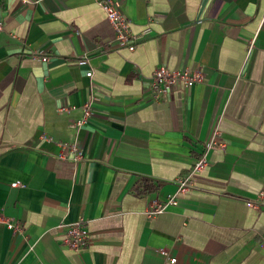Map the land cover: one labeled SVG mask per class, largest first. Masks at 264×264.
<instances>
[{
    "label": "crops",
    "instance_id": "obj_1",
    "mask_svg": "<svg viewBox=\"0 0 264 264\" xmlns=\"http://www.w3.org/2000/svg\"><path fill=\"white\" fill-rule=\"evenodd\" d=\"M113 1L152 28L133 50L96 0H0V211L23 226L0 222V264H264V0ZM159 65L203 80L150 98ZM215 127L224 147L148 217ZM73 140L83 159L59 158ZM79 217L89 241L69 248Z\"/></svg>",
    "mask_w": 264,
    "mask_h": 264
},
{
    "label": "built area",
    "instance_id": "obj_2",
    "mask_svg": "<svg viewBox=\"0 0 264 264\" xmlns=\"http://www.w3.org/2000/svg\"><path fill=\"white\" fill-rule=\"evenodd\" d=\"M98 5L100 6L103 13L106 15L107 20L109 21L111 27L114 30L113 41L116 43L115 47L125 46L129 50H133L135 45L143 40L152 33L151 26H145L140 30H133L130 26V20L127 16L122 13L120 8L117 7L113 0H96ZM252 43L249 45L248 50L250 49ZM31 57L40 58L44 61H47L49 58L45 54H38L37 52L31 53ZM88 76L92 75L91 71L87 72ZM203 80L202 73L198 70L190 71L188 69H173L169 68L166 65L156 66L151 73L150 77V88H149V97L154 99H160L163 95L166 94L169 90H171L175 86H183L190 87L195 83H200ZM97 96L90 95L88 99L82 104V113L79 119L75 121L76 128H79L80 125L86 123L91 117L92 107L94 102L96 101ZM61 110H64L62 108ZM220 130L218 127H215L208 140L203 144V151L197 157V160L191 165L190 170L183 175L176 176L173 181L176 183L177 188L173 193H169L163 201L153 202L150 206H148L144 213L148 217L155 216V214L163 212L167 209L169 204H176L177 198L176 196L179 193H183L184 191L191 188L194 183L192 180V175L197 173V171L203 169V167L207 163V154L206 152L211 149V147L219 146L224 147V142L219 139ZM59 151L58 157L66 159L67 158V150H69L70 157L74 161H80L83 159L84 153L82 148L76 143L75 140L72 142H58ZM15 184V183H13ZM254 200H250V203L258 207L259 205L264 203V187L261 188L257 193ZM0 222L3 223L8 229L11 231H17L23 233L22 224L13 218H9L5 216L0 211ZM89 241V229H87V219L84 217H79L78 219L69 223L66 228V232L64 233L61 242L67 247H71L73 249L84 248ZM261 247L264 248V240L260 242ZM161 253L164 256H167V250L164 248L160 249ZM175 257L171 256L169 262H174Z\"/></svg>",
    "mask_w": 264,
    "mask_h": 264
}]
</instances>
